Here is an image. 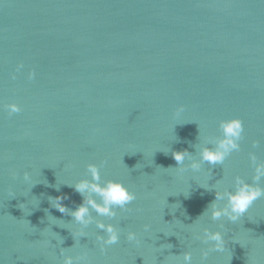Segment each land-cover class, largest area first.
<instances>
[{
  "label": "water",
  "instance_id": "95a60500",
  "mask_svg": "<svg viewBox=\"0 0 264 264\" xmlns=\"http://www.w3.org/2000/svg\"><path fill=\"white\" fill-rule=\"evenodd\" d=\"M12 102L21 111L9 115ZM233 117L244 124L239 152L176 168L173 151L199 159ZM249 152L264 160V0H0V264H183L185 251L192 264H264V197L234 223L201 216L212 188L252 182ZM88 163L137 197L96 217L120 230L104 252L94 223L80 237L49 201L80 205L67 184L90 179ZM204 227L226 241L206 260Z\"/></svg>",
  "mask_w": 264,
  "mask_h": 264
},
{
  "label": "clouds",
  "instance_id": "9594fccd",
  "mask_svg": "<svg viewBox=\"0 0 264 264\" xmlns=\"http://www.w3.org/2000/svg\"><path fill=\"white\" fill-rule=\"evenodd\" d=\"M23 67L22 64L17 65L16 71ZM35 72L30 71L28 78L32 79ZM15 79V75L12 77ZM9 115L19 113L21 107L19 104L12 102L4 105ZM183 111V106H180L175 115L179 116ZM221 136L216 138H206L205 142L199 146L198 156L196 159L194 155L186 149L183 151H173L172 156L177 163L179 170L190 168L194 172L201 170L202 164L222 165L227 157L233 152H239L241 149L240 141L243 139L244 124L239 117L222 119L218 124ZM200 136V135H199ZM259 145V141L253 140V148ZM196 149V145L194 146ZM249 160L253 166L252 182L244 180L240 176L234 179V190L225 188L224 190H215V199L208 205L201 216L208 215L212 221H219L221 218H226L230 222H237L245 215L249 207L254 201L260 197H264V187L259 183L264 178V160H260L255 152H249ZM189 161L185 165V161ZM95 163H88L86 165V176L90 175V179L82 178L73 184H67L73 187L74 190L81 195L82 203L74 210L68 209L62 204V199L66 197H49L52 207L56 208L61 213H66L73 217V221L80 225V231L77 233L80 237L86 236L84 229L89 225L95 224L96 228L101 230L103 235L97 234L96 240L98 242L101 252H104L108 246L118 243L120 239V230L113 223H105L102 219L96 217H106L109 220L117 216V209L127 210V206L136 200V193L131 191L122 181L108 179L101 182L100 167ZM211 172V169L209 168ZM24 179L29 180L28 172L24 173ZM60 185H55L59 191ZM203 187V186H201ZM205 188V187H203ZM207 189V188H205ZM187 195V193L185 194ZM224 203L221 205L220 202ZM23 205V204H22ZM22 205L20 207L22 208ZM95 212L96 216L92 213ZM200 216V217H201ZM148 225H144L145 230ZM224 225L220 224L219 228L223 229ZM197 239L203 243L208 244L209 247L201 252V259L206 260L209 251L222 252L225 249L226 241L224 232L221 230L212 231L207 227L202 229V235L197 234ZM126 239L129 242H138L137 233L128 231ZM238 241V240H235ZM239 242V241H238ZM171 244L167 248L170 249ZM64 248H61L63 254ZM175 256V255H174ZM84 260L83 256L63 255V264H81ZM183 264H192V253L185 251L182 256Z\"/></svg>",
  "mask_w": 264,
  "mask_h": 264
}]
</instances>
